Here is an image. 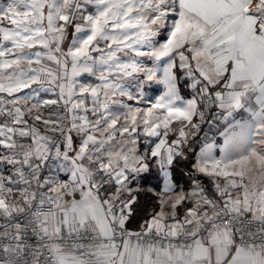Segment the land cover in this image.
Listing matches in <instances>:
<instances>
[{"label": "snow or ice", "instance_id": "snow-or-ice-1", "mask_svg": "<svg viewBox=\"0 0 264 264\" xmlns=\"http://www.w3.org/2000/svg\"><path fill=\"white\" fill-rule=\"evenodd\" d=\"M0 264H264V0H2Z\"/></svg>", "mask_w": 264, "mask_h": 264}, {"label": "crops", "instance_id": "crops-1", "mask_svg": "<svg viewBox=\"0 0 264 264\" xmlns=\"http://www.w3.org/2000/svg\"><path fill=\"white\" fill-rule=\"evenodd\" d=\"M214 139L222 143V141H220L218 138V133H216ZM154 170L157 173L153 175L150 174L147 182H141L139 185H134V187H138L137 195L142 197V201H143L142 218L143 220L146 217V215L150 213L155 206V202H156L155 192H158L162 187V182L159 178V172L156 169ZM172 175L174 178L173 172H172ZM174 182L177 187V190H179V188L181 187L185 189V186H183L182 182H177L175 178H174ZM149 189H152V190H149Z\"/></svg>", "mask_w": 264, "mask_h": 264}, {"label": "trees", "instance_id": "trees-1", "mask_svg": "<svg viewBox=\"0 0 264 264\" xmlns=\"http://www.w3.org/2000/svg\"><path fill=\"white\" fill-rule=\"evenodd\" d=\"M183 95H185V96L188 95L187 89H185V91L183 92ZM212 133L214 134V136L216 135L215 132L210 131V134H212ZM214 136H212V138ZM210 140H211V138H210ZM189 167H190V165H187V162L181 161L180 163L176 164L173 168V174H174L175 180L177 182H182L183 186H185V189H187V190H189L192 187L191 179L189 178L188 175L185 174L187 171V168H189ZM199 180L205 186L206 189L211 190L212 185H211V183L207 177L200 176ZM142 210H143V201H142V197L139 196V203L137 205L136 214L132 218V220L129 224L130 229H132V230L137 229L139 224H141L143 222Z\"/></svg>", "mask_w": 264, "mask_h": 264}, {"label": "rangeland", "instance_id": "rangeland-1", "mask_svg": "<svg viewBox=\"0 0 264 264\" xmlns=\"http://www.w3.org/2000/svg\"><path fill=\"white\" fill-rule=\"evenodd\" d=\"M0 2H2V0H0ZM82 79L84 80H89L91 79L90 77H87V76H84ZM163 92V86L162 85H152L151 88L145 93V103L151 101V100H154L155 98H157L160 94H162ZM213 132L216 133V127H212V130ZM210 136V137H209ZM212 136H214V134H209L208 137L211 138V140H213L215 138V136L212 138ZM216 140V139H214ZM219 153L217 152V155ZM157 173L154 169H153V172L151 173V175Z\"/></svg>", "mask_w": 264, "mask_h": 264}, {"label": "built area", "instance_id": "built-area-1", "mask_svg": "<svg viewBox=\"0 0 264 264\" xmlns=\"http://www.w3.org/2000/svg\"><path fill=\"white\" fill-rule=\"evenodd\" d=\"M203 132H201V137H203L204 135H209L210 134V131H209V125L207 124V123H205L204 125H203ZM212 132V131H211ZM210 137V136H209Z\"/></svg>", "mask_w": 264, "mask_h": 264}]
</instances>
